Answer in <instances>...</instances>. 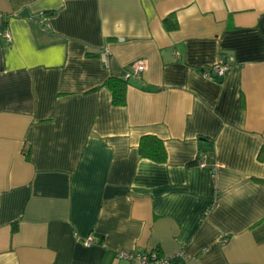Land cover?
<instances>
[{"label": "crops", "instance_id": "1", "mask_svg": "<svg viewBox=\"0 0 264 264\" xmlns=\"http://www.w3.org/2000/svg\"><path fill=\"white\" fill-rule=\"evenodd\" d=\"M119 249L264 264V0H0V264Z\"/></svg>", "mask_w": 264, "mask_h": 264}, {"label": "built area", "instance_id": "2", "mask_svg": "<svg viewBox=\"0 0 264 264\" xmlns=\"http://www.w3.org/2000/svg\"><path fill=\"white\" fill-rule=\"evenodd\" d=\"M1 36L6 43L11 41L9 30L4 29ZM229 67V60L224 56H219L212 66L203 70L202 75L207 79L223 77ZM144 70V62L142 60H136L129 65V70L122 76V79L127 80L130 77H139ZM207 158H212V156L199 154L198 166L202 168L207 167ZM93 240V235L90 234L83 240V244L85 246H89ZM176 258L182 259V254L177 253L173 255H161L157 252H137L126 249H119L116 251V259L125 260L127 264H170L171 260Z\"/></svg>", "mask_w": 264, "mask_h": 264}, {"label": "trees", "instance_id": "3", "mask_svg": "<svg viewBox=\"0 0 264 264\" xmlns=\"http://www.w3.org/2000/svg\"><path fill=\"white\" fill-rule=\"evenodd\" d=\"M171 16L163 19L164 25L168 28ZM104 86L110 90L111 102L115 106H122L126 102V80L118 77H108L104 81ZM138 152L140 155L152 160L162 162L166 158V152L163 142L155 136L144 135L140 138L138 144ZM159 254V253H158ZM182 259L176 258L171 260L170 264H178Z\"/></svg>", "mask_w": 264, "mask_h": 264}]
</instances>
